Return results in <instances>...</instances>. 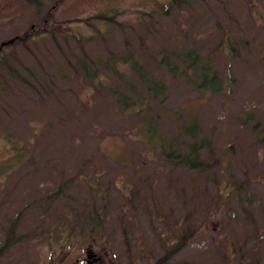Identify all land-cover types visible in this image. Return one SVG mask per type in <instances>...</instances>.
Wrapping results in <instances>:
<instances>
[{"label": "rangeland", "instance_id": "374dc122", "mask_svg": "<svg viewBox=\"0 0 264 264\" xmlns=\"http://www.w3.org/2000/svg\"><path fill=\"white\" fill-rule=\"evenodd\" d=\"M166 2L0 0V247L16 217L25 234L0 264H264V0H196L169 14ZM101 11L124 26L98 21ZM46 16L56 39L20 41ZM172 46L196 47L226 87L204 92L160 68V51ZM131 48L167 84L140 115L93 85L78 60ZM101 77L123 84L114 71L101 68ZM143 115L175 139L194 118L210 139L209 168L167 160L139 132ZM74 202L106 210L105 229L74 224L63 214ZM50 222L60 226L50 232Z\"/></svg>", "mask_w": 264, "mask_h": 264}, {"label": "trees", "instance_id": "16d2710c", "mask_svg": "<svg viewBox=\"0 0 264 264\" xmlns=\"http://www.w3.org/2000/svg\"><path fill=\"white\" fill-rule=\"evenodd\" d=\"M41 2L38 1L37 6L39 8H41ZM195 2L196 0H167L165 12L169 14L173 6L181 9L191 8ZM96 18L98 21L105 22L109 28L124 26L123 21L118 18L116 13L101 11L96 14ZM44 27L50 29L47 23V16L37 19L36 24H33L32 28L39 31L38 33L36 31L31 33L32 35L27 33L19 37L20 41L26 42L29 37L32 38L34 35L50 36L55 39L60 35L54 29H50L47 33ZM97 30L99 31V29ZM69 34V32L65 33V37L67 38ZM141 53L134 48L126 49V51L122 52L110 50V54L107 56H103L102 54L91 56L89 53L83 52L78 57V60L80 69L85 72L88 80L93 85H99L101 89L109 92L125 111H134L133 114L140 115L144 114L145 110L150 109L154 101H162L167 94L165 80L146 66L141 58ZM157 58L159 67L161 68L162 66L174 76L180 78H195L194 82L201 91L217 92L226 87V81L220 75L218 69L211 61L201 55L196 47L185 46L181 48L172 46L161 50ZM5 62L7 64L6 70L12 77L22 80L26 79L24 70L19 69L8 60H5ZM117 62L126 63L129 71H131L130 74L118 69ZM24 68L28 69L32 74H35L32 67L25 65ZM101 68L114 71L123 84L118 85L114 81L107 82L101 77ZM139 128L142 130L139 132H144V141L154 148L159 149L167 160L173 161L176 164H185L193 170L205 171L209 168V163L202 156V150L210 147V139L207 136H202V128L194 118H189L181 123L177 131L176 139L160 133L153 115H143ZM183 137L189 139L185 144L177 140ZM260 140L264 142V133L260 136ZM65 186L66 183L60 185L54 191L53 196L59 195L65 189ZM252 198L250 195L245 197V199L250 201L253 200ZM70 208L69 211H63V214L66 217H72L70 219L74 224L81 226V229L87 228L86 226L88 228L91 227L93 230L105 229L108 218L106 210L100 211L96 207H87L85 204L79 205L78 207L76 202L72 203ZM19 219L20 217H16L12 222L6 240L0 247V253H4L7 248L20 242L25 236L24 233H20L17 229ZM55 223H49L48 230L50 232L52 231V227L55 229V227L60 226L59 222ZM68 234L67 237L70 238L74 235V232L72 231ZM185 242L186 236L183 235L177 246L181 247ZM168 254L169 252H167L166 256ZM163 259L164 256H161L159 261ZM178 264H188V262L182 260Z\"/></svg>", "mask_w": 264, "mask_h": 264}, {"label": "water", "instance_id": "95a60500", "mask_svg": "<svg viewBox=\"0 0 264 264\" xmlns=\"http://www.w3.org/2000/svg\"><path fill=\"white\" fill-rule=\"evenodd\" d=\"M92 255H94L93 253H89V256H92Z\"/></svg>", "mask_w": 264, "mask_h": 264}]
</instances>
